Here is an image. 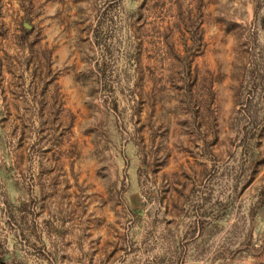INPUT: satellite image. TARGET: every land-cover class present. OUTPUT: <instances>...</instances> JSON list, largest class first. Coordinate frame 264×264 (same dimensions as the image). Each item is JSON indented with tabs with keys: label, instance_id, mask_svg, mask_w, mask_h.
Instances as JSON below:
<instances>
[{
	"label": "rangeland",
	"instance_id": "obj_1",
	"mask_svg": "<svg viewBox=\"0 0 264 264\" xmlns=\"http://www.w3.org/2000/svg\"><path fill=\"white\" fill-rule=\"evenodd\" d=\"M0 264H264V0H0Z\"/></svg>",
	"mask_w": 264,
	"mask_h": 264
}]
</instances>
